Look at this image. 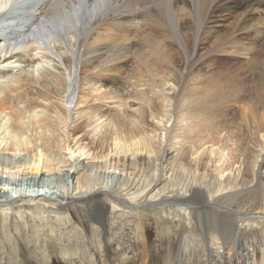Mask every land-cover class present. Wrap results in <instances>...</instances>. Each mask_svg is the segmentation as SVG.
<instances>
[{"label": "bare ground", "instance_id": "1", "mask_svg": "<svg viewBox=\"0 0 264 264\" xmlns=\"http://www.w3.org/2000/svg\"><path fill=\"white\" fill-rule=\"evenodd\" d=\"M24 1L0 0V233L12 254V215L29 214L40 239L39 216L65 225L67 213L94 264H264L263 235L235 236L236 226L264 221V0ZM234 7L243 11L223 25ZM135 31L140 41L127 43ZM222 46L245 62L218 58ZM78 79L111 83V94L128 89L139 103L106 108L83 90L70 110ZM174 118L189 119L182 134ZM223 132L236 143L232 162ZM107 203L137 215L175 203L200 213L209 231L214 207L218 229L210 244L186 235L116 244ZM223 244L230 253L216 250Z\"/></svg>", "mask_w": 264, "mask_h": 264}, {"label": "rangeland", "instance_id": "2", "mask_svg": "<svg viewBox=\"0 0 264 264\" xmlns=\"http://www.w3.org/2000/svg\"><path fill=\"white\" fill-rule=\"evenodd\" d=\"M231 11L234 15L233 18H230L229 22L228 21L223 22V25L224 24L230 25L231 23L235 22L236 18H238L239 14L241 13V11H243V9L240 7H234ZM208 26H210V25H208ZM263 26H264V24H263ZM221 29H223V27H221ZM139 36L141 37V35L137 34V31H135L134 33L132 32L130 34L131 40H129L127 43L139 42L140 41ZM257 50L258 51L260 50L259 53H261V51L263 52V47H260V49L257 48ZM216 51L219 53V54L216 53L217 57L220 59L228 61L229 64L237 63L238 65H240L241 63L245 62V59H242V58H245V56L243 54H237L238 56L234 57L235 55H233L234 54L233 49L229 48L228 46L227 47L222 46V47L218 48V50H216ZM8 75H11V74H8ZM24 75L25 74H23L21 79L24 77ZM112 76H118V78H121V75H119L117 72L114 73V75H112ZM101 77H103V75H101L100 78ZM16 80L18 81L19 78L15 79V81ZM81 80H84V79H78V82H77L78 84L75 87V95L73 97V100L71 102H69V106L71 105L70 110L74 109L76 107L75 103L78 100L77 98L80 96V94L82 93L83 90H84L83 91L84 94H86L89 99H94L91 102L103 104L106 106V108L107 107L115 108L117 104H121V109L123 111V110L133 109V107H131V104H133L134 102L139 103V101H137L135 99V97H128L127 98L128 89H125L126 91L124 90L123 92H119L117 94L114 92H112V94H111V85H110L111 83H109V85L107 87H99L101 85V81L97 80L96 84H94L92 86V83L88 84L86 80H84L85 82H83ZM122 80H124V77H122ZM21 81H23V80H21ZM169 86H170V84L166 85L167 88ZM78 90L80 92H78ZM173 90L172 91L170 90V92L168 90H166V91L171 94V93H173ZM105 92L107 93V95L105 96L107 98L104 97V98L99 99L100 96L102 95V93H105ZM112 100H114V102ZM126 102H127V104H126ZM77 109H78V106H77ZM79 109H80V106H79ZM150 109H149L150 112L153 111L152 109L151 110ZM233 114L234 115L237 114L235 116L238 117L239 110L233 109ZM153 118L154 117L149 116L148 117V120L150 119L149 122L154 120ZM154 121H156V119ZM170 124L172 125L171 129L172 130L175 129L173 131V133L182 134L184 131L183 129L184 128L186 129V127L189 125V119H186V118L185 119H182V118L175 119L174 118V121H172ZM93 127H95V125L88 126L87 131H89ZM96 129L97 128H95V130ZM98 132H99V129H97L96 132H94V134L98 133ZM91 133L89 134V136L90 135L91 136L88 137V139H85L83 141L84 143H87L89 140L92 139L91 137H93L94 134H93V132H91ZM222 135H219V137H221L220 142H219L221 147H223L224 145L228 146V147L232 146V147H229L230 150H229L228 154H227L228 151H225L226 155L224 157V161H226V163L232 162L233 161L232 159L234 158V154H231V151L233 148H235L236 143H232V142H235V141H233V139L227 140V138L225 137L226 136L225 132H223ZM224 139H226V140H224ZM198 144H200V143H198ZM210 144L211 143L206 144L203 147L209 148ZM203 147L200 149L201 151L204 149ZM200 150L198 151L197 154H194L192 156V159L194 162L198 160V158L200 156V152H201ZM217 157H218V155L217 156L212 155L211 158L213 159V161H215V159H217ZM230 158H232V159H230ZM228 159H230L231 161ZM213 161H211L209 164V168H210L209 170L210 171H213V169L215 171V167H216L215 165H218V164H216V162L214 164ZM234 168H236V167H234ZM233 170H235V169H233ZM260 171L264 174V168L260 169ZM231 172L233 173L234 171L228 170V171L224 172V174H226V176H227V175L231 174ZM226 176L224 175V177H226ZM10 186H12V185H10ZM258 201L260 203H262L264 201V196L261 197ZM244 203L246 204V206H251V204L256 205V204H254L255 202H249V200H247ZM257 206H258V204H257ZM184 208L185 207L177 205L175 203H173V204L167 203V205H164V206L156 205V206H153L151 208L150 207L144 208L143 210H141L140 214L137 215V214H129L127 212H124L123 210L113 211L111 209L110 205L107 203L109 221L114 223V226H113L114 234H115L114 243L118 244V243H123V242H129L132 245L134 244L133 245L134 248H140L141 243L144 241L153 243V242H159L158 240H160V242H163V241L165 242V241H168V239H169V241H171V240H174L176 238L178 239L179 237L180 238L185 237V235H186L188 237H194V238L201 239V241L204 240V241H206L207 244H210L211 243L210 240H212V236H214L216 234L215 231L218 229L217 218H216L218 215V213L216 212L217 208L213 207L212 208L213 210H209L207 213L208 222H209V226H210L211 231H209V229H207V226L205 227L203 221H199L198 218L202 217L200 213L198 215L195 210H190L191 213L189 214V211H187ZM47 210L50 213L52 210L56 211L58 209L53 208L50 205H48ZM254 211H259V210H254ZM84 213H85V211H84ZM66 214L67 213H64L65 216H66ZM48 216L49 217L44 218V219L43 218L41 219L42 216H39L38 225L44 229V233H45L44 236L45 237H41L40 239H36L35 238V228L31 226L33 222H31L32 219H31L30 215L28 214L25 220H23L17 214L12 215L11 219H10V226L9 227L11 229L12 236L14 234L12 244L14 245L13 248H14L15 253H14V255L12 254L13 253L12 248L10 249V247L8 245L9 242L7 241L6 237H4L3 233L1 232L0 233V238H1V241H0V264H94L95 262H93V260H91L92 257L89 256L91 259L88 258L87 257L88 252L85 253V251H83V248H82L84 246V244H86L85 242H87L88 239L84 240V242H82L84 235L81 236V234L78 230L72 229V226H69L71 224L70 218L68 216H66V217L64 216V219H66L64 222L69 221V223L66 222L65 225H61V224L59 225V224H57L55 218H53V216L51 214H48ZM139 216H141V217H139ZM255 217H256V215L252 216V218H255ZM203 219H205V218L203 217ZM142 220L143 221L145 220V222L142 223L141 222ZM139 224L147 225V226L142 227V225H140L142 228H139V227H137ZM25 225H27V229H25ZM66 225H67V227L64 228V226H66ZM91 225H92V223L90 221H87L86 227H90ZM54 227L57 228L56 231H53ZM236 227H239V228H237L239 230V232L236 229V231H237L235 234L236 237L242 238V236H243V238H246V236L251 237V236H255L256 234L264 236V221L254 223V224L253 223L244 224L242 226L238 225ZM66 230L72 231V232H68L67 234H65L64 231H66ZM89 232L91 233V231H89ZM143 233H145L146 237L143 240H141V234H143ZM209 236H211V238H209L207 240V238ZM36 240L38 242V245H37ZM42 241H44V242L42 243ZM117 241H119V242H117ZM208 241H210V242H208ZM139 242H140V244H139ZM217 243L219 244V242H217ZM213 247H215V245H213ZM75 250H79L80 253L78 255H75V256L69 255L70 252L75 251ZM216 250L220 251L221 254L230 253V251H231L230 248L227 247L226 244L219 245V247ZM64 252H68V253L66 255H64ZM45 256H47L46 259H49L50 261L44 260L43 257H45ZM12 257H15L13 259V262H11ZM88 259H90V260H88ZM254 260L250 261L249 264H262L261 261H257L256 259H254Z\"/></svg>", "mask_w": 264, "mask_h": 264}]
</instances>
